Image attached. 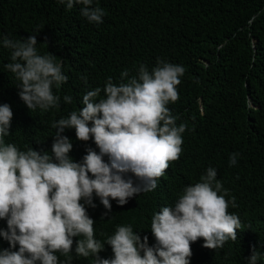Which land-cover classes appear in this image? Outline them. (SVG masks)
<instances>
[{
	"label": "trees",
	"instance_id": "trees-1",
	"mask_svg": "<svg viewBox=\"0 0 264 264\" xmlns=\"http://www.w3.org/2000/svg\"><path fill=\"white\" fill-rule=\"evenodd\" d=\"M94 6L105 10L103 23H89L80 5L69 10L58 0H0V39L35 34L38 53L55 55L68 77L53 89L61 97L58 108L31 111L18 95L19 81L3 69L10 50L0 44V105H10L13 112L5 141L50 153L52 123L78 111L87 91L102 88L109 77L118 84L125 69L136 75L140 64L151 70L158 58L182 65L179 98L168 105L179 117L177 126L187 125L180 158L170 162L154 191L141 192L123 206L112 200L107 215L101 214L103 205L92 208L95 238L103 242L118 225L135 228L153 208L151 202L179 197L212 166L229 198H236L238 207L228 211L239 216L243 234L208 255L215 264H248L256 248L258 264H264V0H94ZM65 95L72 97L70 104ZM62 135L73 145L74 162H81L88 148L99 152L93 139H77L74 129ZM233 152L239 156L230 167ZM0 229L7 230L5 219ZM4 249L18 251L19 245L11 249L0 237Z\"/></svg>",
	"mask_w": 264,
	"mask_h": 264
},
{
	"label": "clouds",
	"instance_id": "clouds-1",
	"mask_svg": "<svg viewBox=\"0 0 264 264\" xmlns=\"http://www.w3.org/2000/svg\"><path fill=\"white\" fill-rule=\"evenodd\" d=\"M58 2L69 10L80 5L89 23H103L105 10L94 0ZM0 44L10 50L3 69L19 81L18 95L27 108H58L61 97L53 89L68 79L62 61L50 52L39 54L35 34L17 40L5 36ZM185 71L158 58L151 70L144 64L136 75L123 70L118 84L109 77L102 88L83 95L78 111L52 123L50 153L6 142L13 112L10 105H0V219L7 222L0 237L11 249L19 245L18 251L0 250V264H215L208 253L239 239L240 218L228 211L238 207L236 198H229L212 166L179 197L151 202L153 208L135 228L118 225L103 242L95 238L92 208L103 205L101 214L107 215L112 200L123 206L141 192L154 191L170 162L180 158L187 125L177 126L179 117L168 105L178 100ZM63 101L70 104L72 97ZM66 129H74L81 141L93 139L99 152L88 148L82 161L74 162L73 145L62 135ZM238 156L229 155L230 167ZM74 237L79 258L72 259ZM247 260L258 264L261 253L253 248Z\"/></svg>",
	"mask_w": 264,
	"mask_h": 264
}]
</instances>
